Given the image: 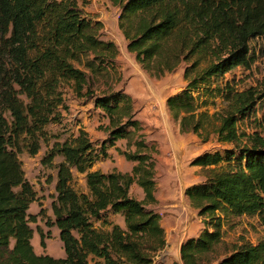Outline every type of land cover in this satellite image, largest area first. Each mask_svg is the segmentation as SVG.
I'll return each instance as SVG.
<instances>
[{
	"label": "trees",
	"instance_id": "trees-1",
	"mask_svg": "<svg viewBox=\"0 0 264 264\" xmlns=\"http://www.w3.org/2000/svg\"><path fill=\"white\" fill-rule=\"evenodd\" d=\"M86 1L0 0V264H163L154 257L165 245L164 229L159 214L144 207L155 200L150 154L119 150L135 162L130 171L91 168L107 155V145L127 138V127L138 129L139 121L131 117L123 91L90 89L92 75L113 67L117 48L99 37L100 23H92L83 10ZM109 1L119 7L117 25L126 48L143 68L159 75L185 62L183 88L165 98L179 130L201 140L212 132L217 142L230 146L190 160L203 170V179L183 192L202 227L179 243L180 262L164 264H264V235L215 252L228 217L254 216L264 229V106L251 127L238 124L264 98V77L258 87L243 89L217 82L230 69L252 62L249 40L264 34V0ZM63 84L76 96H92L110 126L98 149L78 126L75 134L54 139L41 159L50 164L55 155L61 157L54 164L53 219H45L56 226L62 245L63 255L55 257L35 252L30 242L35 214L27 208L36 196L17 153L23 148L34 154L45 139L44 125L60 122L61 110L68 108ZM214 97L225 101L223 109H200ZM72 170L83 173L86 191L71 186ZM132 182L142 189L141 199L129 194ZM103 212L118 216L123 225ZM92 219L101 226H93ZM38 235L44 246V233Z\"/></svg>",
	"mask_w": 264,
	"mask_h": 264
},
{
	"label": "rangeland",
	"instance_id": "rangeland-1",
	"mask_svg": "<svg viewBox=\"0 0 264 264\" xmlns=\"http://www.w3.org/2000/svg\"><path fill=\"white\" fill-rule=\"evenodd\" d=\"M83 10L92 23H100L97 29L99 37L113 41L117 48L113 67L92 75L89 79L90 89L94 94L109 93L117 89L123 91L129 97L131 117L139 121L138 129L127 127L131 129L127 138H117L107 145V155L99 156L91 168L104 172L113 168L130 171L135 162L125 159L119 150L139 149L150 154L154 163L155 200L144 203V207L159 214V223L165 233V245L159 254L155 255L154 260L164 264L170 262L172 257L169 254L165 259V251H176L178 243L186 234L196 232L202 227L196 209L189 204L183 192L185 186L203 179V170L190 164V160L202 151L223 150L230 146L217 142L212 132L208 133L206 140H201L191 131L181 132L177 119L168 110L165 98L181 90L186 82L182 75L185 62L159 75L146 70L126 48V39L117 25L119 7L116 4L109 0H87ZM249 47L254 55L249 66H236L219 77L217 82H227L236 89L259 86L264 77V34L251 38ZM60 89L68 107L67 110H61L60 122L44 125L45 139L39 140V147L34 154H29L23 148L17 153L24 176L35 190L36 196L27 208L28 213L35 214V221L29 222L32 228L30 242L35 252H45L55 257L63 255L62 245L56 226L47 225L45 219H53L50 202L54 197V164L61 157L55 155L50 164L42 163L41 159L54 139L61 140L75 134L78 126L87 131L93 146L98 149L99 143L107 137L110 126L108 117L93 105L92 96H76L67 84H63ZM211 99L213 103H209ZM225 104L219 97L208 98V104L200 109L212 112L223 109ZM263 106L264 98L256 100L250 117L238 124L251 127L252 118L256 120L261 117ZM4 115L8 118L7 112H4ZM124 119L125 116L122 121ZM136 141H141L143 146L138 148ZM70 184L77 191H86L83 173L72 170ZM128 192L138 199L143 196L142 189L135 182L129 185ZM103 216L123 225L116 215L103 212ZM91 221L93 226H101L100 220ZM221 229L222 241L215 248L217 254L224 253L242 240L254 242L264 235V229L257 224L255 217L244 214L228 217L222 222ZM38 230L44 233V246L39 244ZM89 264H92V261H89Z\"/></svg>",
	"mask_w": 264,
	"mask_h": 264
},
{
	"label": "crops",
	"instance_id": "crops-1",
	"mask_svg": "<svg viewBox=\"0 0 264 264\" xmlns=\"http://www.w3.org/2000/svg\"><path fill=\"white\" fill-rule=\"evenodd\" d=\"M194 165V164H192ZM198 168H200V166L198 165H194ZM199 229L196 231V232H193V233H188V234H184L186 237L188 236H195L197 233H198ZM185 233V232H184ZM180 243V242H179ZM179 243L177 245V250L176 251H165V259L167 258V255L171 254V259L170 260H176L177 262H180V259H179V252H178V247H179Z\"/></svg>",
	"mask_w": 264,
	"mask_h": 264
}]
</instances>
